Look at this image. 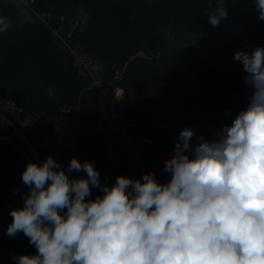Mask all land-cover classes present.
<instances>
[{
    "label": "trees",
    "instance_id": "trees-1",
    "mask_svg": "<svg viewBox=\"0 0 264 264\" xmlns=\"http://www.w3.org/2000/svg\"><path fill=\"white\" fill-rule=\"evenodd\" d=\"M255 2L223 0L227 17L213 27L208 15L217 0H30L31 11L0 0V16L11 24L0 32V112L25 135L0 114V240L18 245L5 232L10 211L23 207L29 191L22 173L30 161L38 162L32 146L43 154L44 140L62 125L68 150L86 152L104 114V91L97 85L84 89L79 106L68 110L53 97L68 80L67 50L55 30L101 65L105 89L124 88L121 103L138 122V136L152 125L153 164L176 126L222 130L247 106V74L234 54L264 47ZM9 103L34 115L63 113L64 122L34 131Z\"/></svg>",
    "mask_w": 264,
    "mask_h": 264
},
{
    "label": "clouds",
    "instance_id": "clouds-1",
    "mask_svg": "<svg viewBox=\"0 0 264 264\" xmlns=\"http://www.w3.org/2000/svg\"><path fill=\"white\" fill-rule=\"evenodd\" d=\"M217 5L213 27L228 14ZM255 7L264 21V0ZM10 26L0 16V32ZM234 60L247 74V106L215 140L201 136L193 147L195 131L181 130L164 161L167 183L149 172L102 185L94 161L73 157L66 169L51 155L30 161L29 191L6 234L22 232L36 253L16 264H264V47ZM92 188L102 194L92 199Z\"/></svg>",
    "mask_w": 264,
    "mask_h": 264
},
{
    "label": "built area",
    "instance_id": "built-area-1",
    "mask_svg": "<svg viewBox=\"0 0 264 264\" xmlns=\"http://www.w3.org/2000/svg\"><path fill=\"white\" fill-rule=\"evenodd\" d=\"M17 3L21 8L31 11L32 5L30 0H12ZM62 42L64 43L68 53L74 55L75 63L78 66L79 72L83 78H90V86L97 85L104 91V103L107 107L106 115V133L111 141H115L121 147L124 160H125V176L132 179H140L143 174L154 172L156 178L160 183H166L165 178L162 176V168H164V161L169 159L174 154V146L179 140V133L184 128H191L195 131V136L190 141L194 147L199 142V137L203 136L208 141L215 140L213 135L204 130L199 125H179L173 128L174 136L177 137V142L169 144L166 148L162 149L158 153L157 163L151 164L149 160V145L150 141L145 138V135H137L136 128L138 122L130 119L125 111L121 98L125 92L121 86H113L112 88L105 89L103 84L102 67L101 65L82 48L75 45H71L66 39L55 30ZM89 86V87H90ZM11 109L14 108L15 115L25 122V124L34 131L44 130L50 125L51 122L63 124V113H50L43 112L42 114H32L26 108L17 106L14 103H9ZM0 114L5 117L10 123L13 124L23 135V131L19 126L8 119L6 115ZM60 126V125H59ZM161 128H165V124L160 125ZM25 136V135H24ZM55 147V154L44 151L43 154H39L37 150L32 146L35 159L38 162H43L49 155L56 159L66 169L70 160L75 157L81 162L88 160L95 162V168H97V159L85 151H73L68 150V146L65 143L64 135L62 131V125L56 130L53 135L52 144ZM67 153H71L70 158H67ZM171 177V174L168 173ZM73 176L86 177L84 172H73ZM27 252L23 249V242L21 245L8 244L0 240V259L3 262H13L15 256L25 255ZM28 255V254H27Z\"/></svg>",
    "mask_w": 264,
    "mask_h": 264
},
{
    "label": "crops",
    "instance_id": "crops-1",
    "mask_svg": "<svg viewBox=\"0 0 264 264\" xmlns=\"http://www.w3.org/2000/svg\"><path fill=\"white\" fill-rule=\"evenodd\" d=\"M103 117L100 122L96 125L92 133V144L89 149L86 151L93 155L98 162L97 170L100 174V182L101 184H108L111 185L115 182L117 176H125V160L121 150V147L118 145L117 142L111 141L106 133L105 123H106V114H107V107L104 104V112ZM204 130L211 133L216 139L215 132L219 131L220 129L217 126L205 127L201 126ZM153 132V131H152ZM154 134V133H153ZM49 136V135H47ZM53 137V135H52ZM51 136L47 137L44 140L43 150L51 152L55 154L56 150L52 144ZM148 140V139H147ZM154 142V141H153ZM153 142H149L150 144ZM177 142V137L174 136L173 131L169 134V141L168 144ZM158 160L154 161L157 163ZM162 176L165 178L166 183L170 180V176L167 172L164 171L162 168ZM99 189L92 188V196L91 198L94 199L97 195H101ZM7 233V230L5 234ZM8 241L18 242V245H21L23 241V234H17L15 237L10 238L7 234L5 235ZM23 249L27 252L28 255H34L35 252L28 246V243H23ZM4 264H15L13 262H4Z\"/></svg>",
    "mask_w": 264,
    "mask_h": 264
},
{
    "label": "water",
    "instance_id": "water-1",
    "mask_svg": "<svg viewBox=\"0 0 264 264\" xmlns=\"http://www.w3.org/2000/svg\"><path fill=\"white\" fill-rule=\"evenodd\" d=\"M68 60V80L61 90L55 91L53 97L58 101L64 110L79 106L80 96L84 89L90 86V78H83L75 63L74 55L66 52ZM102 57L100 61H102ZM250 95V94H249ZM248 95V97H249ZM195 109H197L195 107ZM145 138L153 142L156 136L152 132V125L146 126L144 130ZM9 214V213H7Z\"/></svg>",
    "mask_w": 264,
    "mask_h": 264
},
{
    "label": "rangeland",
    "instance_id": "rangeland-1",
    "mask_svg": "<svg viewBox=\"0 0 264 264\" xmlns=\"http://www.w3.org/2000/svg\"><path fill=\"white\" fill-rule=\"evenodd\" d=\"M215 133H216V132H215ZM215 133H214V134H215Z\"/></svg>",
    "mask_w": 264,
    "mask_h": 264
}]
</instances>
